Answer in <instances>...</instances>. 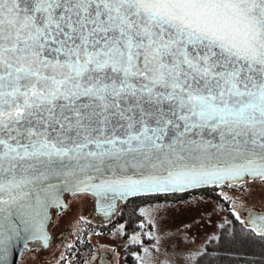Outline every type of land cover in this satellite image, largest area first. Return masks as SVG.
I'll list each match as a JSON object with an SVG mask.
<instances>
[{"label": "snow or ice", "instance_id": "1", "mask_svg": "<svg viewBox=\"0 0 264 264\" xmlns=\"http://www.w3.org/2000/svg\"><path fill=\"white\" fill-rule=\"evenodd\" d=\"M245 177L264 182V0H0V264L47 246L62 191Z\"/></svg>", "mask_w": 264, "mask_h": 264}, {"label": "flooded vegetation", "instance_id": "2", "mask_svg": "<svg viewBox=\"0 0 264 264\" xmlns=\"http://www.w3.org/2000/svg\"><path fill=\"white\" fill-rule=\"evenodd\" d=\"M206 189H211L220 203L228 205L232 199L243 205L240 218L245 224L250 212H264V182L246 179L241 185ZM145 198L149 197L128 199L109 210L99 208L90 193H64L60 198L62 206L50 208L47 246L39 240L28 242L18 264H120L115 242L120 228L124 230V240H133L145 229L148 232L142 213L144 202L149 200ZM105 238L113 242H106ZM134 250L140 252L141 245H127L123 264L135 260Z\"/></svg>", "mask_w": 264, "mask_h": 264}, {"label": "rangeland", "instance_id": "3", "mask_svg": "<svg viewBox=\"0 0 264 264\" xmlns=\"http://www.w3.org/2000/svg\"><path fill=\"white\" fill-rule=\"evenodd\" d=\"M186 194L144 202L142 213L149 225L148 232L145 229V233L134 236L133 240H124V230L120 228L121 232L119 230L114 240L118 242L120 264H123L127 245L132 243L141 245V250H134L135 260L131 264H193L195 256L228 219L227 212L240 217L243 209V205L232 199L224 208L211 197ZM150 225L153 227L152 236ZM104 241L113 242L106 238Z\"/></svg>", "mask_w": 264, "mask_h": 264}, {"label": "trees", "instance_id": "4", "mask_svg": "<svg viewBox=\"0 0 264 264\" xmlns=\"http://www.w3.org/2000/svg\"><path fill=\"white\" fill-rule=\"evenodd\" d=\"M188 195H205L224 208L227 205L220 203L211 189L190 192ZM178 196L174 194L145 199L163 201ZM227 215L228 219L222 224L218 234L205 244L203 250L195 256L193 264H264V236L258 235L231 212H227ZM152 232L153 227L150 225L151 236Z\"/></svg>", "mask_w": 264, "mask_h": 264}, {"label": "water", "instance_id": "5", "mask_svg": "<svg viewBox=\"0 0 264 264\" xmlns=\"http://www.w3.org/2000/svg\"><path fill=\"white\" fill-rule=\"evenodd\" d=\"M246 179L250 180L249 178L245 177L243 181H233L231 183L225 182V183L220 184L219 186H222L224 184H228V185H241V184H243L246 181ZM215 186L216 185H207V186L197 187V188L189 189L188 191H185V192H182V193L181 192H172V193H167V194L131 195V196H126L123 199H121L119 197H116L114 200H111V201H108V200L101 201L94 194H92L90 192L89 193L96 198V202H97V205H98L99 208H101V209L107 208L108 203H112L113 206L109 210H114L115 208H117V205H118L119 202H126L128 199H132V198L154 197V196H168V195H174V194L181 195V194H186V193H190V192H194V191H199V190H203V189H206V188H209V187H215ZM64 193H76V192H72V191H62V192L59 193L60 198H61V196ZM83 193H85V192H83ZM53 207H56V206L49 207V209H48L49 217H50V208H53ZM254 213H256V212H254ZM257 214H264V212L263 213H257ZM246 225L252 228L251 224L249 223V216L247 218ZM47 226H48V223H47L46 229H45L46 233H47ZM47 236H48V233H47ZM261 236H264V235H261ZM31 241H34V240L33 239H21V240H19L16 243L15 247L10 252V254L7 255L4 258L6 260V264H18V258L20 256L21 252L27 246V243L28 242H31Z\"/></svg>", "mask_w": 264, "mask_h": 264}]
</instances>
